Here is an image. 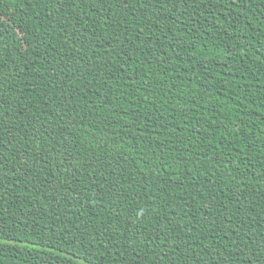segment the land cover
<instances>
[{
	"label": "trees",
	"instance_id": "16d2710c",
	"mask_svg": "<svg viewBox=\"0 0 264 264\" xmlns=\"http://www.w3.org/2000/svg\"><path fill=\"white\" fill-rule=\"evenodd\" d=\"M0 264H264V0H0Z\"/></svg>",
	"mask_w": 264,
	"mask_h": 264
}]
</instances>
